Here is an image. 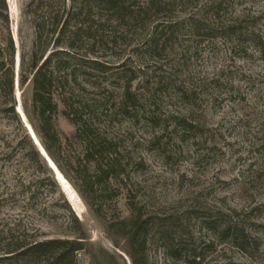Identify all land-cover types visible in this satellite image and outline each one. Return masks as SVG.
<instances>
[{"label":"rangeland","instance_id":"374dc122","mask_svg":"<svg viewBox=\"0 0 264 264\" xmlns=\"http://www.w3.org/2000/svg\"><path fill=\"white\" fill-rule=\"evenodd\" d=\"M29 1L5 0L15 46L13 97L35 134L31 138L22 124L24 136L39 155L31 159L25 141L23 155V130L0 112V230L59 237L70 233V207L88 240L113 251L78 191L82 146L72 138L75 127L56 94L57 164L49 165L38 150L29 112L32 85L18 83L20 55L27 61L35 39L34 19L24 14ZM36 1L43 2L45 18L66 15L72 6L71 0ZM135 1L146 15L126 12L120 19L87 8L92 15L69 22L70 31L81 25L75 39L67 33L64 46L49 51L74 54L69 60L77 81L70 87L88 105L85 117L93 129L117 152L135 201L158 217L180 219V229L193 236L189 247L201 254L199 264H264V0H153L152 9L146 0ZM89 24L102 26V41L87 38ZM85 58L99 60L105 70L88 68ZM44 176L55 183L41 184ZM126 199L122 190L114 200L122 217L129 215ZM225 226L244 231L243 248L220 238L217 229ZM148 249L156 264H171L153 241ZM79 264L88 261L80 256Z\"/></svg>","mask_w":264,"mask_h":264},{"label":"trees","instance_id":"16d2710c","mask_svg":"<svg viewBox=\"0 0 264 264\" xmlns=\"http://www.w3.org/2000/svg\"><path fill=\"white\" fill-rule=\"evenodd\" d=\"M71 1L72 6L66 15L58 16V13H55L50 18L40 15L42 1L30 0L26 5L24 14L32 15L34 19L35 39L27 61L24 54L20 55L18 83L23 86L29 81L32 85L29 112L33 114L35 124L31 125L39 135L43 149L55 164L60 152L59 135L55 124L58 113L55 94L59 98L63 106L62 114L75 127L72 138L78 140L82 146V158L76 160L78 172L83 175L78 180V191L102 222L105 234L115 249L110 251L92 244L77 216L70 207H67L66 219L70 233H63L62 236L38 238L36 234L19 236L12 228H8L6 232L0 230V249H3L0 253V264H79L80 256H84L88 264H156L157 261L149 256L150 241L161 248L164 258L171 264H199L201 254L196 248L189 247L193 236L180 229V219L171 216L158 217L146 210L143 203L135 201L132 190L125 183L126 177L123 176V167L117 152L112 150L111 143L106 138L101 137L93 129L91 117L88 115L85 117L88 105L77 101L70 87L77 81L76 68L69 60V55L74 54L62 49L49 51L50 46L62 48L67 33L70 34L71 41L75 39L81 25L75 23L76 28L70 31L69 22H76L82 14L87 18L92 15L87 8L91 10L94 8L102 15L104 11H110L120 19L124 18L126 12H129L131 17H137L134 12L146 15L147 10L138 7L135 0ZM76 2L79 3L75 8L73 4ZM134 6H137V11L131 9ZM153 6H155L153 0H146V8L152 9ZM6 11L5 0H0V96L3 98L0 112L10 116L21 127L23 136L18 141V146L24 155L25 141V147L33 159L39 154L27 134L24 136V127L16 113L13 97L15 46L10 35ZM84 30L87 38L93 41L103 40L99 34L102 31L101 25L93 28L89 24ZM71 41L66 46L71 48L73 44ZM83 60L90 64V67H87L92 70L103 71L106 68V65L95 58ZM26 64L27 71L24 69ZM65 87H68L67 91ZM125 93L127 100L132 101L129 92L125 90ZM41 168L45 166L42 165ZM118 182L122 183V187L117 185ZM40 183L53 185L55 182L49 176H44ZM20 187L24 195V183ZM122 190L125 191L127 198L126 205L129 211L127 217L121 216L114 201ZM214 226L212 223L207 224L208 229L215 231ZM217 232L220 238L230 237L236 246L244 247L246 236L242 229L225 226L221 230L217 229Z\"/></svg>","mask_w":264,"mask_h":264},{"label":"water","instance_id":"95a60500","mask_svg":"<svg viewBox=\"0 0 264 264\" xmlns=\"http://www.w3.org/2000/svg\"><path fill=\"white\" fill-rule=\"evenodd\" d=\"M15 104H16V113L18 114V116H19V118H20V120H21V123L23 124V126L26 127V129L28 130L29 135H30L31 138H32V134L30 133V131L33 133V135H35V134H34L32 128H31V127L29 126V124L26 122V119H25L24 114L22 115L23 112H22V110H21V107L19 106V109H20V111H21L22 113H20V112L17 110V107H18V99H17V98H15ZM42 151H43V152H42ZM39 152H40L41 154H43L45 160H46L47 163L50 165V161H51V159L47 156L45 150L43 149V147H42L41 145H40V148H39ZM55 168H56V167H55Z\"/></svg>","mask_w":264,"mask_h":264},{"label":"bare ground","instance_id":"6f19581e","mask_svg":"<svg viewBox=\"0 0 264 264\" xmlns=\"http://www.w3.org/2000/svg\"><path fill=\"white\" fill-rule=\"evenodd\" d=\"M18 107H19V106H18ZM18 107H17V108H18ZM17 110H18V109H17ZM18 111H19L20 113H22V112L20 111V109H19ZM22 115H23V113H22ZM30 132H31V131H30ZM31 134H33V133L31 132ZM39 148H40V146H39ZM38 150H39V149H38Z\"/></svg>","mask_w":264,"mask_h":264}]
</instances>
